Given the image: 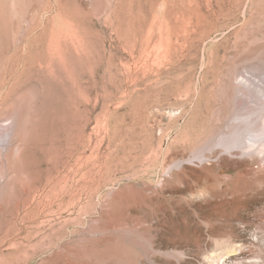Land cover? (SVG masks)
<instances>
[{
  "label": "rangeland",
  "instance_id": "rangeland-1",
  "mask_svg": "<svg viewBox=\"0 0 264 264\" xmlns=\"http://www.w3.org/2000/svg\"><path fill=\"white\" fill-rule=\"evenodd\" d=\"M256 134L264 0H0V162L7 149L30 150V191L4 213L0 241H14L0 264H161L176 261L174 248L202 259L211 241L197 244L175 204L203 225L247 213L200 215L165 193L169 158L197 168L219 150L211 162L264 163L244 150ZM241 176L188 178L191 198L234 189ZM258 210L238 224L264 232Z\"/></svg>",
  "mask_w": 264,
  "mask_h": 264
},
{
  "label": "bare ground",
  "instance_id": "bare-ground-1",
  "mask_svg": "<svg viewBox=\"0 0 264 264\" xmlns=\"http://www.w3.org/2000/svg\"><path fill=\"white\" fill-rule=\"evenodd\" d=\"M14 127L17 132L16 134H18L21 128L20 120L17 119L14 122ZM25 138L26 135L23 134L21 139L22 147L26 141ZM209 138L203 139L201 143L209 142ZM197 147H199V144ZM244 150L255 153L257 151L264 154V135H257L251 139H247ZM29 151L26 152L21 148L7 149L3 154V160L0 162V177L5 173L11 175H9L10 179L0 188V229L3 226V216L9 209L8 207L16 205L17 208L19 202L24 200L30 191L29 168L24 160L25 155ZM218 152L219 150H215L202 154V162L200 164L197 163V168L192 165L183 164L186 160L184 154L175 153L171 155L169 158L170 162H168L170 163L171 174L167 181L168 185L163 190L165 193L178 195L183 199L185 198L184 200H190L194 210L200 215L217 218L219 215L216 212L219 211L222 214L232 209L243 211L247 214L240 213L238 219H231L229 221L216 222V219H213L214 221L212 220L213 223L210 225H203L198 220L195 221L197 218L195 217L196 219H194L193 213L191 215L185 207H179V205L176 206L175 204L178 216L183 218L182 220L187 221V224L184 223V230L190 233V236L196 240L197 244H206L209 240L211 241V245L209 244L204 248L203 256L200 254L203 257L202 259L194 257L192 261L187 260L184 253L174 248L173 250L177 254L173 253L171 257L176 261H172L169 258L164 260L156 258L154 259L155 262L161 264H264V232L261 233V231L253 229L249 224L243 227L239 225L240 222H249V212L257 211L258 208L260 211L264 209V163L258 161L253 156L243 160L219 157L215 162H211L213 158H216V155L218 156ZM231 155H234V153H231ZM209 170H214L219 174L236 171L242 175V179H245V184L237 182L234 189L223 193H216L211 190L202 191L204 193H201V191L197 192V196L194 195V197H197L196 201V198H191L194 190L188 183V178L196 180L197 184L203 185L207 180L205 173ZM181 222L183 223V221ZM14 235H18L19 237V230L12 236ZM11 241L14 240L11 238L9 241L1 240L0 249L6 243L9 246ZM103 242L115 244L117 240L106 238ZM98 244H101V242ZM172 247V245L168 244L164 248L171 249Z\"/></svg>",
  "mask_w": 264,
  "mask_h": 264
}]
</instances>
